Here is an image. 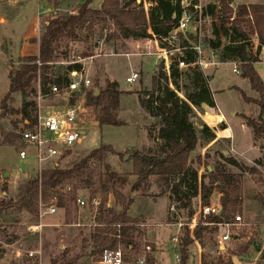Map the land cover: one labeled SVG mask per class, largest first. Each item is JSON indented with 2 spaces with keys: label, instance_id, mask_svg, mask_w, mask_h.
Returning a JSON list of instances; mask_svg holds the SVG:
<instances>
[{
  "label": "rangeland",
  "instance_id": "rangeland-1",
  "mask_svg": "<svg viewBox=\"0 0 264 264\" xmlns=\"http://www.w3.org/2000/svg\"><path fill=\"white\" fill-rule=\"evenodd\" d=\"M25 1L22 0L18 5L13 6L10 0H0V16H7L5 22H0V38H7L0 43V104L10 90L9 65L17 67L21 60L25 59L23 56L38 54V46L28 40L35 33L33 30L35 15L38 12H42L44 16L51 14L46 17V21H50L56 15H67L70 10L77 11L79 4L87 0H70L68 4V0L63 2L56 0L55 7L61 9L55 15H52L54 10L47 11L51 7V3L47 0ZM100 1L93 0L92 6L97 7ZM141 1L137 0V3ZM249 2L264 3V0H233L232 15L223 13L220 0L198 1L205 14L210 4L214 5V12L204 21L201 28L192 25L186 32V36L194 42L203 44L206 48H212L213 60L216 63L207 69L197 65L179 70L177 85L175 79L172 76L169 79L166 73L162 74L163 81L160 87L155 84L154 70L156 66L161 68V58L157 54L138 56L135 39L122 41L123 43L117 41L115 46L108 43L107 35L113 32V29L106 30L107 25L103 22L95 25L94 29H79L74 37H63L59 40L52 59L57 72L65 71L68 62L78 59L79 56L84 58L99 54L88 66L93 89L95 91L99 89L100 92L116 81L119 83V90L122 91L120 104L115 112V120L119 125L103 124L93 107L88 116L93 120L92 126L87 128L82 142L58 161L59 167L73 168L92 150L102 145L112 146L116 153L105 154L102 161L92 158L82 164L78 174L56 188L59 190L57 212L41 218L39 210L34 215L16 205L25 192L28 179L24 176L17 177L16 172L13 171L14 167L26 166L18 155L20 138H14L12 134L21 132L23 124L20 112L0 110V201L10 204L0 209V264H51L52 261H57V264H69L71 261L73 264H91L99 254L95 235L101 233L99 229L110 224L118 205L113 189H117L127 199L132 200V203L128 205L127 213L132 219L137 220L136 223L160 225L150 236L155 243L156 253L149 257L146 264H182L183 250L188 255L187 264H202L203 261L206 264H217L221 261L228 264H240L241 261H244V264H264V240L259 236V229L264 227V133L255 137L253 128L247 124V118H252L256 122L260 121V107L255 102L259 99V94L251 88L249 79L241 67L240 59L226 50V46L242 44V42L234 41L231 20L236 17L240 5L237 3ZM146 4L149 9V2L147 1ZM40 36L41 34L39 38ZM182 36L181 33L180 37ZM214 43H218V46L214 47ZM242 45L246 50L257 53V34L250 32L248 41ZM127 52L134 54L127 57L124 55ZM261 55L262 51L255 67L264 80V61H261ZM234 65H237L240 73L233 71ZM133 69H141V78L129 84L126 78ZM202 82H205L210 89V98L215 106L208 102L192 104L194 113L191 120L197 129L199 140L191 159L196 160L198 156L201 157L202 165L199 168V175H204L205 184L208 186L212 175L208 173L206 164H209V169L211 167L210 170H212V166H216L218 162L223 163L227 171L237 175L241 185L242 199L240 210L236 211L229 220L233 221L235 216L240 214L247 223L239 230V235L233 236L226 251L218 247V236L223 233V230L218 226L216 229L214 225H209L207 222L209 215L200 212V206L205 204L200 198L192 199L194 214L189 216L188 208L179 210L175 207L177 214L173 213L171 207L175 204L161 177L151 176L145 186L134 190V184L138 178L133 174L134 156L158 154L161 148V141L157 138L160 125L156 118L143 109L139 98L145 97L148 92L162 91L168 85L175 90L177 96L187 100L189 93L199 91ZM35 84L34 78L28 92ZM8 103L11 108L20 110L24 103L23 94L21 92L12 94ZM205 105L216 107L217 112L222 108L227 117L232 116L231 119L237 118L248 125L249 131L242 130V138L239 142L242 149L221 139L215 141L210 147L205 146L208 142L207 137L214 139L217 137L216 128L209 127L210 125L201 116L204 115ZM225 126L226 124L223 123L219 128L224 129ZM249 133H251V142L247 141ZM207 134H213V136ZM252 143L257 150H261L260 153L255 148H251ZM222 149L227 152L222 153ZM222 156L234 158L239 162L240 167L226 163ZM112 172L119 174L120 179L109 180L107 174ZM104 183L113 189L110 190L104 206H96L93 199L99 197L102 200ZM221 196L220 186L214 184L206 204L221 200ZM51 197L48 200L44 199V202L50 203ZM78 198H84L87 204L79 205ZM118 208L122 210L123 206L120 205ZM172 216L181 218L187 224L192 223L194 219V230L197 225L203 227L209 225L213 231H204L202 240H199L195 238V234L194 237L190 235L186 225L182 249L175 252L171 244L174 229L166 226V222L173 219ZM38 223H42L43 226L32 230L31 227ZM263 229L261 234L264 237ZM141 233H134L131 237L141 238ZM188 240L192 242L185 245ZM16 248L22 249L21 259L15 258ZM30 250L39 251V255L28 257L27 251ZM175 254L180 255L181 261L176 260ZM236 259L238 262L235 261ZM129 264L137 263L133 258Z\"/></svg>",
  "mask_w": 264,
  "mask_h": 264
},
{
  "label": "trees",
  "instance_id": "trees-1",
  "mask_svg": "<svg viewBox=\"0 0 264 264\" xmlns=\"http://www.w3.org/2000/svg\"><path fill=\"white\" fill-rule=\"evenodd\" d=\"M147 1L151 3L148 13H146L144 8V0L139 3H137V0H104L100 8L92 6L93 0H87L79 4L80 6L76 14L56 15L43 27L39 40L37 38H33L32 40L34 43L39 42V54L26 56L17 67L9 65L10 90L0 104V110L5 109L6 111L20 112L22 122L25 118L30 117L32 111L35 109V104L31 100H27V96L32 80L37 75L38 65L36 60L40 59L44 62L41 68L42 73L44 75L48 74L51 68L46 62L53 59L59 40L63 37H74L79 29H94L95 25L100 22L107 25V28L114 25L115 30L109 33L106 38L107 42L114 46L117 44V41L122 42L129 39L136 40L149 37V27L157 36H166L181 14V0H177L176 4L172 0ZM193 1L198 2L199 0ZM220 2L223 13L232 15L234 11L231 7L233 0H220ZM214 8V5L210 4L207 13L212 14ZM231 22L234 41L242 42V44L245 43L250 37V32L256 33L258 36L257 53L246 50L242 44L226 46L228 52L240 59L241 67L249 79L251 88L259 94V99L255 102L260 107V121L256 122L252 118H247V124L253 128L255 137H258L264 133V80L255 65L260 60L259 55L264 48V3L240 4L236 17ZM225 30L228 31V28L225 27ZM217 33L219 32L217 31ZM213 46L217 47L218 43H214ZM192 59L193 57L189 56V60L191 61ZM162 74L164 75V73H160L154 76V83L159 85V87L163 78ZM178 75L179 69L176 65H172L171 76L175 79V84ZM160 91L157 90L156 94L148 92L145 94V97L139 98L143 109L156 118L158 125H160L157 138L161 141V148L158 154H137L134 156L133 174L138 177L134 184V190L145 186L151 176L161 177L165 181L166 189L170 192V197L175 207L179 210L188 208L189 216H192L194 214L192 199L200 198L206 204L210 190L216 184L220 186L223 208L220 213L207 216V222L209 225H213L229 220L236 211L240 210L242 199L241 185L237 175L227 171L223 163L218 162L216 166H212V170L209 169V164H206L208 173L212 175L210 185L208 186L205 184L204 175H199V168L202 165L201 157L198 156L196 160L191 159L199 140L197 129L191 120L194 113L192 104L198 105L200 102H208L210 105L215 106L210 98V89L205 82H202L199 91L189 93L187 100L177 96L175 90H172L168 85ZM17 92H21L24 96V103L20 110L11 108L8 103L12 94ZM121 94L122 91L119 90V83L116 81L110 83L104 90H100L97 95H95V91L89 94L88 103L92 108L95 107V110L99 114V120L103 124L119 125L115 120V112L119 107ZM241 94L245 98L242 90ZM148 95L149 97H147ZM246 99L248 98L246 97ZM203 119L210 126L215 127L223 118L221 116L212 117L204 114ZM219 133L226 135L227 131L220 129ZM207 135L213 136V134ZM12 136L20 138V132L14 133ZM213 139L206 138L207 141ZM109 152L116 153L112 146L102 145L92 150L73 168L62 169L58 165L55 168L44 171L41 177L28 179L25 192L16 202V205L20 209L36 215L38 212L37 201L40 194L45 200L50 199L52 195H58L59 190H56V188L78 174L82 164L92 158L102 161L105 154ZM222 157L226 163L240 167L239 162L234 158ZM107 175L108 179L112 181L121 177L119 174L113 172ZM111 189L113 188L108 184H103L104 195L101 200V207L107 201ZM113 192L117 198L118 205L110 224L104 226L103 229H99L101 233L95 235V244L98 247V252L105 246H116L119 242L114 237V234L117 233V228L111 224L118 222L136 223L137 221L132 219L127 213L128 205L132 203V200L127 199L117 189H113ZM120 205L123 206L122 210L118 208ZM8 206L10 204L0 201V209ZM209 225L205 227L197 225L194 230L195 238L202 240L204 231H213ZM214 226L217 229V226ZM131 227L125 225L122 228V233L125 235L126 240H129V228ZM189 242H192V240H188L185 245ZM183 252L184 258L182 264H187L188 255L186 251L183 250ZM70 263L73 264V261ZM51 264H57V261H52ZM202 264L206 263L203 261ZM217 264H228V262L221 261Z\"/></svg>",
  "mask_w": 264,
  "mask_h": 264
},
{
  "label": "built area",
  "instance_id": "built-area-1",
  "mask_svg": "<svg viewBox=\"0 0 264 264\" xmlns=\"http://www.w3.org/2000/svg\"><path fill=\"white\" fill-rule=\"evenodd\" d=\"M172 2L176 4L177 0H172ZM180 6L182 9L181 14L166 36H157L149 27V37L134 40L138 56L157 54L161 58L162 66L161 68L156 66L154 73L155 75L166 73L169 79L171 78L172 65H176L181 71L197 65L207 69L216 63L213 60L214 50L212 48H206L203 44L194 42L186 36V32L192 25L196 28H201L205 23L204 21L210 17V14H205L202 5L193 0H181ZM144 8L146 13H148L146 2ZM68 13L76 14L77 11L70 10ZM195 14L197 16L196 19ZM109 29L114 31V25H111ZM181 33L183 34L182 37H180ZM133 54L124 53L127 57ZM98 55L84 58L79 56L78 59L68 62V66L62 73L55 70L54 62L51 60L46 62L51 68L46 75L42 73L41 69L44 62L40 59L36 60L38 65L35 77L36 84L29 90L27 96V100L34 102L35 109L30 117L25 118L22 122L23 128L20 132L18 150L19 158L26 167H14L13 171L16 172L17 177L24 176L27 179L41 177L44 171L58 166V161L85 138L87 128H90L93 124V120L88 118L89 113L93 110L88 103V97L90 93L95 91L88 66ZM189 56L193 57L191 61ZM233 71L240 73L237 65H234ZM140 78L141 69H133L127 76L126 81L129 84H133ZM161 81H163V78ZM213 108L215 111V107ZM225 121L226 119L223 117L215 127L219 128ZM209 127L215 129L213 126ZM51 198L50 203H46L40 194L37 208H39V216L41 218L54 215L57 212L58 196L53 195ZM78 203L84 206L87 201L84 198H78ZM93 203L99 206L101 205V199L99 197L94 198ZM222 208L223 203L218 199L215 202L201 205L200 212L204 215L218 214ZM171 209L174 214H177L175 205ZM172 218L171 221L166 222V226L174 229L171 235V244L176 252L182 249L186 225L190 230V235L194 237L195 220L193 219L192 223L187 224L177 216H172ZM113 225L117 228V233L114 234V237L119 241L118 244L116 246H105L98 256L92 260L91 264H129L133 258L137 264H146L149 257L156 253L155 243L152 242L150 236L156 230V227L160 226L159 224L118 222ZM125 225L132 226L129 228V232L132 231V233H129V240H126L125 235L122 233V228ZM213 225L223 230V233L218 236V247L223 248L222 251H226L233 236L239 235V230L246 226L247 223L243 220L242 215L238 214L233 221L226 220ZM42 226V223H38L36 226H32L31 229L37 230ZM134 233H141L142 237L137 239L135 236L134 240L131 237ZM38 255L39 251L37 250L27 251L28 257H36ZM22 257V249L16 248L15 258L21 259ZM175 257L178 262L181 261L179 254H175Z\"/></svg>",
  "mask_w": 264,
  "mask_h": 264
},
{
  "label": "crops",
  "instance_id": "crops-1",
  "mask_svg": "<svg viewBox=\"0 0 264 264\" xmlns=\"http://www.w3.org/2000/svg\"><path fill=\"white\" fill-rule=\"evenodd\" d=\"M20 1H22V0H10V2L13 4V6L18 5L20 3ZM47 1L49 3H51V7H52V8L49 7L47 9V11L50 12V11L54 10V13L52 15L57 14V11L58 10L60 11L61 8L60 7H55L56 0H47ZM61 1L63 2L64 0H61ZM69 1L70 0L67 1V4L69 3ZM103 1L104 0H101L100 3H99V5L97 7L96 6H94V7L95 8H100ZM25 2H27V0ZM146 2H147V0H146ZM250 3H252V2L244 3V4H250ZM237 4H243V3H237ZM22 8H24V7L22 6ZM50 15L51 14L44 16L42 14V12H38V14L35 15V17H34L35 18V21H34V27H33V30H34L35 33H34V35L32 37L28 38V40H29L30 43H34V42L31 41V39H33V38H37L39 40V35L42 32L43 26L47 24L46 22H49V21H46V17H48ZM2 19H3V21H2ZM6 19H7V16H5V15L0 16V22H5ZM5 39H7V38L6 37H3L2 39L0 38V43H1V41L5 40ZM34 44H36L38 46V49H39V42H35ZM38 54H39V51H38ZM23 57H26V56H23ZM261 59H262L261 61H264V49L262 50ZM209 107L210 106L205 105V107H204V109H205L204 114L205 115H210L212 117H219V116H221L222 118L225 117V119H226V121H225V124H226L225 128L226 129H224V130L227 131V134L226 135H221L219 133L220 128H216V130H217L216 131L217 137L215 139L211 140V141L206 142L205 143V146L206 147H210L211 145H213L215 143V141H218L219 139H221V140H225V142L227 141V142L231 143L233 146L236 145L238 149L239 148L242 149V147H240V145H239V142L241 141V138H242V130L245 131V132L249 131L248 125L246 123L242 122V121L237 120V118H236L237 116H235V118H236L235 120L231 119L232 116L231 117H227V115L224 113V111H223L222 108H220V110H219L220 113H218V112H215L216 111V107H215V111H214V108L213 107H210L213 112H210V110H208ZM201 116L203 118V115H201ZM249 134H250V136L247 135L249 137L248 138L249 140H247V141H250L251 142V140H250L251 133H249ZM247 146H248V144H247ZM251 148H253V149L255 148L256 149V147L253 145V143L251 144ZM221 151H222V153H226L227 152V150H224V149H222ZM256 151H259V153H260L261 150L260 149H258V150L256 149ZM228 152H229V150H228ZM263 228L264 227H261L259 229V236L264 240L263 234H261V232H262L261 230ZM240 264H244V261H241Z\"/></svg>",
  "mask_w": 264,
  "mask_h": 264
},
{
  "label": "water",
  "instance_id": "water-1",
  "mask_svg": "<svg viewBox=\"0 0 264 264\" xmlns=\"http://www.w3.org/2000/svg\"><path fill=\"white\" fill-rule=\"evenodd\" d=\"M99 93V89H97L96 91H95V95H97ZM210 169H211V167H210ZM8 174V173H7ZM221 212V211H220ZM236 262H238V260L236 259L235 260Z\"/></svg>",
  "mask_w": 264,
  "mask_h": 264
},
{
  "label": "bare ground",
  "instance_id": "bare-ground-1",
  "mask_svg": "<svg viewBox=\"0 0 264 264\" xmlns=\"http://www.w3.org/2000/svg\"><path fill=\"white\" fill-rule=\"evenodd\" d=\"M208 110H210V112H213V111H212V109H211L210 107H209V109H208Z\"/></svg>",
  "mask_w": 264,
  "mask_h": 264
}]
</instances>
